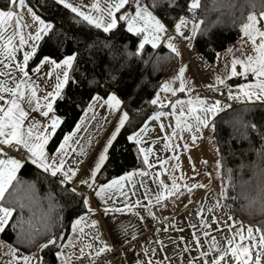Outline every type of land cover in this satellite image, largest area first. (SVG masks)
<instances>
[{
	"label": "snow or ice",
	"instance_id": "6c2138e0",
	"mask_svg": "<svg viewBox=\"0 0 264 264\" xmlns=\"http://www.w3.org/2000/svg\"><path fill=\"white\" fill-rule=\"evenodd\" d=\"M57 3L62 4L77 17L82 18L88 26L102 30L105 34H114V30L121 27V22H123L127 26L126 30L128 33H133L137 37L142 36L143 39L138 40L135 50L129 51L125 48L119 54L112 49L110 44H104V47L109 50L110 60L120 55L124 57L125 63L133 57L142 59L146 45H151L153 49H156L161 44L162 39H167L169 41L167 47L170 52L179 56L180 53L177 46L171 42L174 37L190 42L196 38L198 33L204 35L207 32V29L202 27L203 21L199 20L198 17V11L201 9V0H185L184 15L177 14L176 19L179 20V23L174 22L172 35L169 34V29L163 19L157 16L156 10L167 5L172 11H176L179 7L177 0H92L88 5H77L72 3L71 0H57ZM25 6L26 0H7L4 8L0 9V66L3 68V70H0V156H6L5 146L9 149L14 148L17 153L24 154L20 159L0 158V232H3L5 227L9 225L13 213L16 211L15 207L5 206V194L13 186V181L17 179V172L24 164L29 162L51 177H58L61 185L70 187L71 193L81 198V203L87 209V214H93L87 196L77 192L76 187L71 186L73 178L77 175L78 167L69 165H79L81 161L76 160L75 156L69 161V153H77V148H79V155H85L79 139L75 138L76 133L65 135L63 141L54 148L52 154L46 151V146L49 145L50 140L55 136L57 129L62 123V118L56 115L53 105L56 99L62 96V90L65 86L73 79L70 76V72L75 71L74 61L76 60V54L68 55L59 62L49 56H44L40 60L39 65L29 70L28 64L36 53L38 42L44 39L53 26L45 23L31 8H28L33 22L38 27L34 32H29L26 36L24 29L29 27V25L23 22L21 11ZM229 6L234 7L235 5ZM249 7L255 8V3L252 0H249ZM241 31L244 36L250 39L255 55L247 56L246 60H233L231 63V76L247 78L251 74L255 78V82L240 85L235 93L229 88L227 94L229 99L240 101L243 105L234 114L233 119L240 123L244 129H252L260 135L262 144L258 155L264 160V133H261L254 124L245 123L243 120L244 115L251 107L257 104L264 105V11L259 13V17L255 12H250L241 24ZM185 32L189 34L185 35ZM258 39L259 43L257 42ZM25 47L28 50H23ZM22 50V59H18V54ZM45 64L49 65L50 68L43 73V83L46 89H52L50 91L41 89L40 85L30 76V71L40 73L41 66ZM237 65L241 66L242 71H237ZM54 72L55 81L53 83L51 78ZM184 75L185 68L181 67L176 77L179 80L178 89L172 87L170 83H165L163 91L170 92L173 96H176L177 92L184 93L189 98L186 100L177 98L174 101H168L167 107L170 108V111H156L152 116V120H160L161 117L168 116L174 117L175 127L173 132L164 137L169 142H171L173 136L177 135L178 132H183L185 129L196 134L202 133L204 129L209 128L215 131L219 114L224 112L226 107L228 109L232 108L231 105L225 106L219 99L209 101L197 96L193 100L191 94L194 88L191 85H186ZM37 79H40V77L37 76ZM217 85L227 87L225 80L219 76H217ZM208 90L213 92L221 91L216 85H209ZM38 92L40 95H38ZM91 100L93 103L89 104V109H93L95 104L102 101L101 107L107 106L110 110H119V127L117 131L119 128L124 127L126 123L131 122L129 113L121 108L122 101L116 94L109 93L106 98L97 94ZM150 103L159 105L161 109L166 107L159 99V94ZM25 105L28 110L25 109ZM177 105L180 106L179 110ZM185 105L188 106L187 110H184ZM31 113H38L39 117L44 119H37L33 116L27 127H25V121L28 120ZM159 127L162 132L165 130L164 123H161ZM168 127H172V125H168ZM76 131H79V125ZM146 131L147 126L140 127L138 132L134 130L128 136V139L134 141L136 145H144L137 149L138 153L142 155L144 170L138 173L129 172L107 183H97V173L101 171L107 159V150L111 144V141H109L98 158L94 160V167L91 169L89 178L80 181V185L94 192L95 196L106 205L104 208L105 214L110 211L112 213L127 211L143 220L145 217L141 215L140 211H133L134 209H142L155 219L156 217L152 211L153 206L160 205L168 198L179 199L184 194V190L189 193L192 191V188L187 185H181L175 179L171 185L165 183L163 179L159 178L160 173L157 172H151L152 181L156 185L155 189L153 190L149 187L145 178L150 176V170L154 168V164L150 159L154 155V147L148 146L147 142L140 139L141 135ZM114 138L115 133L112 139ZM197 138H199L197 135L192 136L193 140ZM72 144L77 145V148H73ZM169 146L170 143L165 144V148ZM156 159L159 161V156ZM159 162L161 165L163 164V161ZM217 169L219 178L223 181L226 177L228 185L234 191L235 184L233 183L232 170L227 169L225 171L221 162L217 163ZM137 174L141 177L139 186L144 189L142 199L147 201V203H143L142 199L139 198L129 202V192L133 196L136 195V182H132L128 191L124 190L126 187L124 182L132 181L133 176ZM253 181H255V195H251ZM192 187H204V185H193ZM241 189L243 199L248 201V207L259 205L260 210L264 211V167L257 165L253 170L252 178L241 182ZM9 195L11 194L9 193ZM117 195L124 198L123 207H107L109 202L112 204L116 203L115 197ZM218 196L219 198H228V188L223 183ZM217 204L220 205L219 199ZM19 207L23 209L24 205L20 204ZM201 219H203L202 216ZM23 223V220H17L12 227L15 229L16 226ZM85 223H87L85 216H78L71 225L73 233L77 232L78 226ZM205 223L207 222L205 221ZM29 224H31V220H29ZM42 224V230L32 226L33 235H38L42 232L51 236L42 245L41 250L49 245L56 246L58 240H64L63 236L57 237L51 232V229L55 226L52 216L45 214L42 218ZM90 224L94 228L97 222L92 220ZM224 224L229 229H232L237 222L232 217H229L227 221H224ZM120 231H123L125 237H127L125 228H121ZM79 233L84 234L83 227H79ZM256 234H259L258 240ZM203 235L207 237L209 233L204 231ZM196 244L200 245L199 239L196 240ZM59 247L61 251L57 252V256L58 258L63 257L62 264H73V257L80 264H85L84 253L86 251L89 253L87 264H97V259L105 252L110 251V246L103 242L95 233L91 234V242L84 243L81 237L76 235L69 239L67 244L61 243ZM66 248H70L72 251L70 253L64 251ZM257 249L259 250L256 251L255 258H253V251ZM200 257H203L202 264H264V225H249L245 229L241 223L235 234L227 239V247L221 248L213 241L207 250L200 252ZM200 257H193V260H199ZM33 261L34 257L28 255H20L17 258V264H33Z\"/></svg>",
	"mask_w": 264,
	"mask_h": 264
},
{
	"label": "trees",
	"instance_id": "16d2710c",
	"mask_svg": "<svg viewBox=\"0 0 264 264\" xmlns=\"http://www.w3.org/2000/svg\"><path fill=\"white\" fill-rule=\"evenodd\" d=\"M34 12L53 27L37 46L35 55L30 59L28 69L39 65L44 56H49L58 62L64 57L76 54L75 71L70 72L73 78L62 90V96L54 103L56 115L62 118V123L48 145V151L63 141V137L74 131L85 109L97 94L106 98L109 93L116 94L124 103V111L130 115V123L121 128L111 145L107 159L97 175V180L105 183L141 166L142 161L136 145L128 139L134 130L143 127L150 116L163 109L152 105L163 81L176 72L177 60L165 48L155 50L145 47L142 59L135 57L127 60L117 55L109 59V50L104 44H110L117 54L125 48L133 51L138 40L133 33H128L126 25L114 30V34H105L102 30L88 26L82 18L77 17L69 9L57 3L56 0H26ZM179 7L172 11L167 5L156 10V14L168 26L177 20V14L184 15L185 0H177ZM255 8L249 7V0H201L198 11L202 27L207 29L204 35L197 34L194 43L205 60L213 64L219 52L230 49L237 44L243 32L241 24L250 12L264 11V0H252ZM7 0H0L3 9ZM229 5H235L230 7ZM32 72V71H30ZM115 77V78H113ZM74 81V82H73ZM243 78L232 79L233 85L241 84ZM242 106L226 109L219 114L215 130L214 144L218 162L224 170H232L235 190L228 185V198L225 205L231 216L244 226L264 225V211L259 205L248 207V201L243 199L241 182L252 178L257 165L264 167V160L258 155L262 140L252 129H244L233 119L234 114ZM245 123L254 124L264 133V105H255L244 115ZM3 158V156H0ZM251 195H255V181ZM77 192L83 193L80 190ZM9 193L11 195H9ZM86 195L85 193H83ZM235 197V199H233ZM5 206L15 207L9 225L1 232L0 237L25 254H31L37 249L41 253V264H57L59 245L63 243L71 231L72 222L87 213L79 196L73 195L70 187H65L59 178H53L31 163L21 168L13 186L5 194ZM20 204L24 207L21 209ZM48 214L53 217L55 226L51 229L57 237V245H49L41 250L42 245L51 238L50 235H33V227L43 229L42 218ZM17 220L24 223L13 229ZM31 220V224H29Z\"/></svg>",
	"mask_w": 264,
	"mask_h": 264
},
{
	"label": "crops",
	"instance_id": "0c3cea01",
	"mask_svg": "<svg viewBox=\"0 0 264 264\" xmlns=\"http://www.w3.org/2000/svg\"><path fill=\"white\" fill-rule=\"evenodd\" d=\"M71 2L77 5H88L92 2V0H71ZM28 8H31V6L27 3L25 8L21 10L23 14V22L29 25V27L24 29V33L26 36L29 32H34L35 29L38 27V25L33 22V19L28 12ZM175 23H179V20H176ZM166 27L169 29V34L172 35L174 30V24L172 26H168L166 24ZM188 34H189L188 32H185V35ZM142 39L143 37L141 36L140 40ZM194 40L195 39L189 42L187 40H182L174 37V39L171 42L177 46L178 51L180 53L179 56H176L175 54L170 52V49H168L167 47V44L169 43L167 39H162L161 44L155 49V50H160L161 47L165 48L167 51L173 54V56H175L177 60L176 72L170 77L166 78L161 84L162 86H160V88L157 91V94H159V99L166 105V108L164 109L165 112L170 111V108L167 107L168 101H174L177 98L184 100L189 98V96L184 93L177 92L176 96H173L170 92L163 91V85L165 83H170L172 87L178 89L179 80H177L176 77L178 76L179 69L181 67L185 68L184 79L186 81V85H191L194 88V91L191 94V98L193 100H195L198 96L201 99L215 101L217 99L216 92L209 91L208 90L209 85H216L220 89L225 90L226 93L230 88L233 91V93H235L239 89L240 85L251 84L255 82V78L251 76V74H249L247 78L242 76H235V77L231 76V63L233 60H246L247 56L255 55L251 41L248 37L245 42L242 43L238 42L230 49L219 52L213 64L209 63L207 60L201 57V54L198 52L197 48H194L193 46ZM257 42L259 43V39L257 40ZM147 46L151 47V45H147ZM23 50H28V49L27 47H25V49ZM23 50L21 51V53L18 54V59H22ZM49 68L50 66L45 64L41 66L40 73L30 72V76L32 77V79L37 84L40 85L41 89L45 91L52 90L50 88L46 89L43 83V73L47 72ZM0 70H3L2 66H0ZM237 71L238 72L242 71L240 65H237ZM37 76H39L40 79H37ZM217 76L225 80V85L227 87H225L224 85H217ZM235 78H243L244 81L241 84L233 85L230 82L232 79ZM51 79L52 82L54 83L55 72ZM157 94L155 98L157 97ZM38 95H40L39 92ZM230 100L233 106L235 107L242 106V103L240 101H235L232 99ZM90 103L93 102L91 101ZM101 103L103 102L101 101L95 104L93 109H89V105H88L80 121L77 124V126L79 125V131L78 132L76 131L77 130V126H76V128H74L75 130L71 132V133L73 132L76 133L75 138L79 139L80 146L83 148L85 153V155H79V148H77V145L72 144L73 148H77V153L70 152L68 157L69 161L72 160L73 156H75L76 160L81 161L79 165H74V164L69 165V166L78 167L77 175L73 178L71 182V186L76 187L77 190H80L81 188L85 187L80 185V181L89 178L91 174V169L92 167H94V160L98 158L99 154L104 149L105 145L109 143V141H111L110 144L111 147V145L114 142L113 140H115V138L117 137L118 133L121 130V128H119V130L117 131V128L119 127L118 126L119 110L116 109L110 110L107 106L101 107L100 106ZM123 105L124 103L122 102L121 108L124 110ZM187 107L188 106L185 105L184 110H187ZM25 109L28 110L26 105H25ZM177 109L178 110L180 109L179 105H177ZM33 116H35L37 119H41V120L44 119L39 117L38 113H31L28 117V120L25 121V127H27L28 122L32 119ZM152 116H150L146 121V123L144 124V126H147V131L141 135L140 139L142 141L147 142L148 146L154 147V155L150 157V159L154 164V168L150 170V176L145 178L147 180L149 187H151L154 190L156 185L152 181L151 172L160 173L159 178L163 179L165 183L170 184L169 182H171L172 179L167 174V169L171 170L172 168H175L177 166V163L173 162L172 160V156L177 154L175 150L171 149V147L178 146V138L179 140L181 141L183 140L182 142H184L187 136L192 137L194 133L189 132L185 129L183 132H178L177 135L173 136L171 142H169L168 140H165L164 137L173 132V129L175 127L174 117L168 116V117H161L160 120H152ZM161 123H166L168 129L165 126V130L162 132L159 127ZM168 125H172V127H168ZM114 133H115V138L112 139ZM211 134L212 135L215 134V131H213L211 128L204 129L202 133L198 134L199 137L198 139L203 138L204 140L205 153L207 159H209L210 162L211 159L208 149L209 139L211 140L210 141L211 145L212 144L215 145L214 139L212 137H209ZM131 142L134 143V141ZM169 143L170 146L165 148V144H169ZM141 146L144 145L143 144L136 145V148L138 149V147ZM110 147H108L107 154ZM47 148L48 145L46 146V151L49 154H52L48 151ZM5 152H6V156H3V158L6 159L7 158L20 159L24 155L23 153H17L14 148L9 149L7 146H5ZM138 154L142 161V155L140 153ZM157 156H159V161H163L162 165L159 161H157L156 159ZM144 169L145 166L141 164V166L130 172L138 173L139 171ZM20 170L17 172V176ZM209 177H211L212 185H213V176H209ZM140 179L141 177L137 174L133 176L132 181L124 182L126 184V187L124 189L125 191H128L131 188L132 182H136V187H137L136 195L133 196L131 192H129V197H130L129 202H133L138 198L142 199V194L144 192V189L139 186ZM204 182H205L203 183L204 186H208L207 178ZM186 195L187 194L179 197L178 202L176 203L172 201V198H168L166 201H163L160 205H155L152 207V211L156 219L165 222L164 227L156 231L157 241L155 243V242H150L146 237H144L145 219L141 220L137 216L132 215L127 211L123 213H112L110 211L109 213L105 214L104 208L106 205L102 201H100L99 198H97L94 193L92 195L86 194L89 201V206L93 210V214L89 215L85 213L84 216L86 218L87 223L78 226L76 233H73L71 227L69 236L63 243L67 244L69 239L73 238L76 235H79L84 243H88L91 242V234L95 233L100 237V239L103 242H105L107 245L110 246V250L116 247L117 248L122 247L121 256L118 257L117 259L110 261L108 264H202L203 257H200V252L205 251L209 248L208 245L209 235L205 237L203 235V232L207 231L210 234L213 231V228H211L212 226L207 220V218L204 217L203 220L201 221V226L198 229L190 228L189 219H188L189 206L196 201L199 202L200 204L199 200L201 199L202 195L198 196L192 201L190 200L187 203H185L188 197V196L186 197ZM115 199H116V203L112 204L111 202H109L107 207L122 208L125 202L124 198L117 195ZM142 202L147 203V201H144L143 199ZM179 203L180 204L182 203L183 205H179ZM170 205H172L173 207H170ZM203 209L204 208L202 207V211ZM133 211H140L141 215L145 217L146 211H143L142 209H134ZM172 217L174 218V222H171L169 220ZM92 220H95L97 222L94 228L90 224V221ZM205 221L207 223H205ZM79 227L84 228V234L79 233ZM121 228L126 229L127 237H125L123 231H120ZM225 228L227 229V226ZM225 228H222L219 231L216 230L215 232H213V235L218 236L217 234H225L224 232ZM235 232H236V228L233 227L232 229L229 230L228 233L230 237H232L235 234ZM137 238H141V245L143 247V252L141 254L137 253L135 250L126 247V244L128 242ZM197 239H199L200 245L196 244ZM17 250L18 249L8 244L0 237V264H17V258L20 255L32 256L34 257L33 264H41V253L39 249L38 252L35 251L31 254H25L24 252ZM59 251H61V249ZM64 251L70 253L72 249L66 248L64 249ZM193 257H200V259L193 260ZM253 258H255L254 253H253ZM62 260L63 257L58 258L57 264H62ZM73 264H80L79 261L75 260V257H73Z\"/></svg>",
	"mask_w": 264,
	"mask_h": 264
},
{
	"label": "rangeland",
	"instance_id": "374dc122",
	"mask_svg": "<svg viewBox=\"0 0 264 264\" xmlns=\"http://www.w3.org/2000/svg\"><path fill=\"white\" fill-rule=\"evenodd\" d=\"M27 4V3H26ZM43 20V19H42ZM44 21V20H43ZM45 23H47L45 21ZM49 24V23H48ZM247 40V37L242 34V38L239 41V43L245 42ZM193 46L195 47L194 41ZM166 128L167 124L164 123ZM168 129V128H167ZM168 134V133H167ZM194 135H197L194 133ZM183 141V140H182ZM178 138V146H172L171 149L175 150L177 155L172 156L173 162L177 163V166L175 168H172L171 170L167 169V174L171 177V182H169L171 185L172 181L175 179L177 182H179L181 185H187L188 187L192 188V191L189 193L187 190H184V194H187V200L192 201L198 196H201L200 205L204 208L201 212V216L204 218H207L209 223L211 224V228H213V231L209 234L208 239V245H212L213 241H215V244L218 245L221 248L227 247V239L230 238L229 235V228H225L224 221H227L229 217L231 216L230 212L228 211L224 198H219L218 194L221 191V184L223 183L225 186L224 181H222L218 176V169H217V151L215 145H211V140L208 141V149L210 153V159L213 167L212 175H213V185L211 177H209V172H207L202 167V161L206 163L207 156L205 153V145L203 138L201 139H195L193 140L192 137L187 136L184 142H182ZM184 144V145H182ZM208 180V186L204 187H192L193 185H204V181ZM207 190V191H205ZM185 197V198H186ZM220 200V205L217 204V200ZM173 202H178V199L172 198ZM180 201V200H179ZM184 203V204H185ZM179 205H183L182 203ZM222 205V206H221ZM167 210V209H166ZM206 210V211H204ZM203 219H201L202 221ZM236 221V220H235ZM237 222V221H236ZM240 223L237 222V224L234 226L236 229L239 228ZM245 229L247 228L244 226ZM224 229L225 234H217L213 235V232L216 230ZM246 233V232H245ZM257 235V240L259 237V234ZM259 249L253 251L254 255H256V251ZM39 250L37 249L36 252Z\"/></svg>",
	"mask_w": 264,
	"mask_h": 264
},
{
	"label": "built area",
	"instance_id": "2783aa9c",
	"mask_svg": "<svg viewBox=\"0 0 264 264\" xmlns=\"http://www.w3.org/2000/svg\"><path fill=\"white\" fill-rule=\"evenodd\" d=\"M217 99L221 100L222 103L227 106L231 105L232 107H235L232 105L231 100L228 97V94L225 90H222L220 92H216ZM209 137L214 138L215 134H211ZM202 167L212 175L213 167L209 159H207L206 163L202 162ZM97 183H100L99 180H97ZM81 192L92 195L94 192L87 189L86 187H83L80 189ZM170 207H173L170 205ZM201 212H202V206L199 204V202H194L189 206V225L191 229H198L201 226ZM171 222H174V218L169 219ZM145 233L144 237H146L150 242L157 241V230L164 227L165 222L160 221L158 219H153L152 216H149L147 212H145ZM195 225V227H193ZM126 247L135 250L137 253L143 252V247L141 245V238L134 239L126 244ZM122 253V247H116L113 248L110 251L105 252L102 254L101 257L97 259V264H108L110 261L117 259L121 256ZM89 253L86 251L84 253V261L85 264H87ZM80 263V262H79Z\"/></svg>",
	"mask_w": 264,
	"mask_h": 264
}]
</instances>
